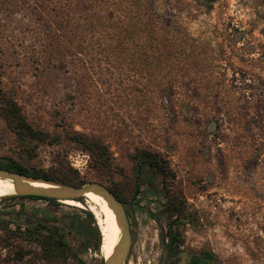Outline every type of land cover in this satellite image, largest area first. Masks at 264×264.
I'll list each match as a JSON object with an SVG mask.
<instances>
[{"label": "rangeland", "instance_id": "obj_1", "mask_svg": "<svg viewBox=\"0 0 264 264\" xmlns=\"http://www.w3.org/2000/svg\"><path fill=\"white\" fill-rule=\"evenodd\" d=\"M149 1L0 0V92L42 132L24 138L0 111V161L52 175L67 164L85 182L119 184L133 234L124 264H170L149 216L156 195L149 191L140 215L130 202L133 155L159 152L186 207L175 264L204 250L214 253L210 264H264V0H155L154 11ZM77 132L109 146L113 177L96 176L90 153L72 139ZM152 182L166 185L160 176ZM25 196L0 200L1 222L78 215L95 226L85 207ZM62 231L80 247L74 224ZM21 247L30 254L17 261ZM40 256L36 242L0 224V264H47ZM86 256L98 262L95 251Z\"/></svg>", "mask_w": 264, "mask_h": 264}, {"label": "trees", "instance_id": "obj_2", "mask_svg": "<svg viewBox=\"0 0 264 264\" xmlns=\"http://www.w3.org/2000/svg\"><path fill=\"white\" fill-rule=\"evenodd\" d=\"M209 1L213 2L215 0ZM57 3L53 4V9L55 10L54 17L61 12ZM148 7L151 11L158 9L157 2L150 0ZM67 8L69 11L74 9L73 5L69 3L67 4ZM0 111L16 133L22 135L24 138H40L42 132L34 129L29 124L18 102L10 97H6L2 91L0 92ZM72 139L90 153L91 163L97 172L96 176L98 178L108 180L114 176L115 167L113 166L110 148L100 137L77 132L72 136ZM133 160L136 164L135 190L130 201L133 212L135 215H140L142 212L141 209L145 208L141 202L143 199L149 198V191H152V195H156L157 211L149 209V216L160 223L161 237L167 252V259L170 264H175L180 257L181 247L184 244L181 226L184 224L182 220L184 219L186 210L183 197L174 194L171 186H169V182H171L175 174L168 161L159 152L150 150L138 151L133 155ZM0 167L65 184L80 186L86 183L81 179L79 172L67 164H63V169L58 175H52L48 172L36 173L30 171L20 162L12 158H6L4 161H0ZM156 176H160L163 179V183H166L165 187L162 188L163 190L157 188L152 182ZM110 188L127 205V197L123 194L124 192L119 187V184H115ZM25 197L41 198L51 202L57 201L55 198L44 196L32 195ZM79 201L82 200L80 199ZM73 207L76 208L77 206ZM79 209L85 211L81 207ZM88 213L95 223V226L91 230L81 224L78 215L71 216L70 218L72 220L70 218L55 220L53 218L37 216L39 218L38 221L32 225L25 224V229H23L24 222H18L15 219L9 218L3 222L0 221V224H2L9 236L21 238L28 242H36L41 248L40 257L47 264H104V257L101 255L102 234L100 226L97 224L93 212L88 209ZM11 223H17L15 229L9 228ZM163 223L166 225L165 228ZM73 224L76 230L80 232L82 238V243L78 248H75L70 243L66 233L62 231L64 228L68 230L72 229ZM79 228L84 229V232H81ZM90 249L98 254V262L87 259L86 255ZM29 254L30 250L21 247L16 252L15 257L17 261H23ZM213 259H215L214 253L204 250L194 254L189 264H210ZM27 262L24 264H35L32 260H28Z\"/></svg>", "mask_w": 264, "mask_h": 264}, {"label": "water", "instance_id": "obj_3", "mask_svg": "<svg viewBox=\"0 0 264 264\" xmlns=\"http://www.w3.org/2000/svg\"><path fill=\"white\" fill-rule=\"evenodd\" d=\"M0 176L11 178L14 181L16 194L26 196H44L63 201L65 199L80 200L89 191H98L108 202L115 212L118 224L122 230L121 239L115 250L109 257H104V264H124L127 259L133 242L130 217L126 204L118 198L116 193L106 184L98 181L86 182L80 186L65 184L52 180L37 178L21 172L8 170L0 167ZM32 181H42L53 184L52 187H39L32 184Z\"/></svg>", "mask_w": 264, "mask_h": 264}, {"label": "bare ground", "instance_id": "obj_4", "mask_svg": "<svg viewBox=\"0 0 264 264\" xmlns=\"http://www.w3.org/2000/svg\"><path fill=\"white\" fill-rule=\"evenodd\" d=\"M32 184L39 187L54 186L51 183L42 181H32ZM12 194H16L14 181L11 178L0 176V200ZM81 200L65 199L63 202L81 208L85 207L95 214L102 234L101 250L103 257H109L118 245L122 235L116 214L98 191L86 192Z\"/></svg>", "mask_w": 264, "mask_h": 264}, {"label": "flooded vegetation", "instance_id": "obj_5", "mask_svg": "<svg viewBox=\"0 0 264 264\" xmlns=\"http://www.w3.org/2000/svg\"><path fill=\"white\" fill-rule=\"evenodd\" d=\"M7 216H8V218H10V219H15V220H17L18 222L21 221V222H25V223H27V222H29V223H30V222H31V223H35V222H37L38 219H39L38 217L33 216L31 220H30L29 217H28L27 219H24V220L21 219V220H20V217H19L18 215H16V214H15V215H13V214H8Z\"/></svg>", "mask_w": 264, "mask_h": 264}]
</instances>
